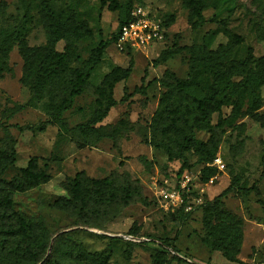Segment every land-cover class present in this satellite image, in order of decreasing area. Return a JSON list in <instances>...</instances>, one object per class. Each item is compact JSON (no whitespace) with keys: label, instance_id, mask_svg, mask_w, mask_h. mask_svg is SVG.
I'll return each mask as SVG.
<instances>
[{"label":"rangeland","instance_id":"1","mask_svg":"<svg viewBox=\"0 0 264 264\" xmlns=\"http://www.w3.org/2000/svg\"><path fill=\"white\" fill-rule=\"evenodd\" d=\"M129 2L0 0L3 41L0 48V167H8L0 176V198L8 187L3 180L14 181L33 158L51 175L49 182L16 191L12 196L16 209L42 221L52 234L46 255L36 264L46 261L55 239L62 235L66 242L68 239L80 243L93 259L75 260L65 241L60 239L57 242L61 245L57 253L60 264H264V126L248 112L249 98L241 103L231 99L222 106L221 113L211 112L206 129L196 130V137L202 141L217 142L216 155L223 159L222 170H218L213 161L200 160L203 156L207 158L205 150L192 148L188 153L191 166L178 175L181 161L170 160L163 149L152 144L153 140H166L174 145L180 139L176 125H184L187 118H192L191 105H185V98L177 92V78L188 74L187 46L204 44L209 38V47L214 50L237 36L241 41L234 45L232 59L246 62L240 67L246 72L260 68L258 59L264 56V0H222L217 7L203 10L204 22L198 27L193 26L196 18L192 16L188 0H133L132 6L139 4L169 20L166 37L145 51L131 54L120 52L115 43L110 42L91 73L88 88L75 97L72 107L62 114L73 127L89 120L110 98L115 105L101 124L111 129L118 126L121 133L117 140L105 137L81 147L71 133L51 121L48 105L64 99L74 71L83 68L101 41L108 40L117 30ZM51 10L69 12L75 19L73 27L78 23L82 26L73 34L77 39L70 54V70L58 85L52 84L34 106L6 118L5 109L25 104L32 96V61L36 55L44 53L50 42L47 19ZM65 44L66 41L61 40L56 48L61 51ZM248 56L253 57L249 62L246 61ZM130 66L129 76L122 79ZM240 78V75L234 76L235 80ZM260 97L256 112L263 115L264 84L260 87ZM98 100L102 104H98ZM234 103L238 104L237 112ZM173 118H179L178 123H174ZM81 171L89 178H103L115 171L128 172L139 180L145 199L134 200L120 213L121 206L114 207L112 212L117 213L114 218L99 213L82 221L54 205L56 199L68 195L62 182ZM184 173H189L194 180L188 198L191 210L167 204L165 194L160 193L161 188L175 185ZM212 176L217 178L213 184H208ZM243 188H249V193H244ZM215 201L221 203V209L242 221V240L236 261L226 259L220 251L209 249L203 242L208 235L206 210L212 212ZM215 220L213 217L212 222ZM148 236L171 239V244L186 259H171L175 253L173 247L163 252ZM0 264L31 262L22 257L12 258L7 250L0 249ZM45 264H55L54 258L50 256Z\"/></svg>","mask_w":264,"mask_h":264},{"label":"trees","instance_id":"2","mask_svg":"<svg viewBox=\"0 0 264 264\" xmlns=\"http://www.w3.org/2000/svg\"><path fill=\"white\" fill-rule=\"evenodd\" d=\"M221 1L188 0L192 16L196 18L193 21V26L198 27L204 22L202 12L206 7H217ZM132 2L133 0H130L128 3L117 30L111 33L108 40L101 41L94 49L91 60L83 68L74 71L73 78L68 82L69 85L67 84L68 92L64 99L59 102H50L48 105L52 115L51 121H56L63 131L71 133L81 147L94 143L93 140L99 141L105 137L117 140L121 133L118 126L111 129L109 125L101 124L115 105V101L110 98L102 108L95 110V114L89 120L78 123L73 127L69 126L62 114L72 107L75 97L81 95L88 88L89 79L95 66L100 63L110 42L115 43L121 26L130 19L132 9L139 6V4L132 6ZM114 8L116 9L117 6ZM48 17L47 26L50 42L44 49V53L36 55L32 61L34 70V78L30 87L32 96L25 104H16L5 109L3 113L6 118H10L29 106H34L38 100L44 97L45 91L52 84L58 85V82L64 78L63 75L70 70V54L72 49L76 47L74 43L77 39L73 34H77L76 31L81 29L82 26L78 23L75 26L78 27L77 29L73 27L75 19L69 12L51 10ZM155 17L161 20L165 28V38L169 20L163 19L159 15H155ZM70 29L73 30L72 33ZM226 33L231 36L230 32ZM61 40H65L66 44L63 50L59 51L56 44ZM240 41L241 39L235 36V40L226 45H220L213 50L209 47L210 40L208 38L204 44H194L185 48L189 53L188 74L185 78H177V92L185 98V105H191L192 118H187L184 125H176L180 139L175 141L174 145L166 140L152 141L153 146L163 149L170 160L177 158L181 161L178 175L191 166L188 153L192 148L205 150L207 158L203 156L200 159L203 161L211 162L217 156V142L202 141L196 137L195 133L196 130L206 129L210 125L211 112L221 113L222 106L229 103L231 99L235 98L236 102L241 103L248 97L251 102L248 112L264 126V114L256 112L261 102L260 87L264 84V56L258 59L261 64L258 70H249V72L240 70V67L245 65L246 62H239L231 57L234 45ZM2 44L3 41L0 37V48ZM127 54L131 53L128 52ZM166 58L167 55L162 60ZM251 58L253 57L248 56L246 61L249 62ZM203 66L205 69H203ZM131 68L130 66L122 74V79L129 76ZM202 70L207 71V73L205 74ZM236 75L241 76L240 80L234 79ZM98 104H102L101 101L98 100ZM236 105L238 106L237 103H234L233 107L237 112L239 108ZM178 119L173 118L172 121L178 123ZM3 126L7 129L5 125ZM12 161L9 162L10 165H12ZM3 167L5 166L1 165L0 167V176L8 168ZM51 178V175L44 168L42 169L38 161L33 158L21 170V173L14 178V181L6 182L3 180V183L8 187H6L5 195L0 198V249L7 250V255L12 258L22 257L29 260L31 264H36L46 255L52 234L48 233L42 221H36L34 217L16 209L12 196L16 191H25L34 186L45 184ZM62 186L68 195L56 199L55 207L67 211L77 218H82V221H88L92 216L99 213L105 215V217L114 218L117 216V213L112 212L114 207L121 206L118 211L120 213L122 208L131 204L134 200L144 201L145 199L143 187L139 180L133 179L128 172L119 173L115 171L103 178H89L81 171L74 177L65 179ZM243 191L248 194L249 188H243ZM222 194L225 195V192ZM212 204L213 211L206 210L205 220L208 235L204 237L203 242L209 249L220 251L226 259L236 261L242 240V221L231 212L221 209L220 202L215 201ZM213 217L216 219L215 223L212 222ZM148 237L149 241L157 245L163 252H168L167 249L173 247L175 253L171 259H186V257L180 256L179 250L171 244V239ZM9 238L13 240L9 241ZM60 239L65 241L68 251L75 260L89 261L93 259L80 243L68 239L66 242L62 235L55 239L56 243H53L51 249L50 256L54 258L55 264H60L57 256V253L61 250V245H57ZM174 239H177V236ZM9 242L15 243L9 245ZM49 257L43 264L49 262Z\"/></svg>","mask_w":264,"mask_h":264},{"label":"built area","instance_id":"3","mask_svg":"<svg viewBox=\"0 0 264 264\" xmlns=\"http://www.w3.org/2000/svg\"><path fill=\"white\" fill-rule=\"evenodd\" d=\"M165 28L161 20L156 18L144 6H136L131 11L130 19L124 23L115 41L116 48L122 53L132 51H145L151 45L161 42L164 38ZM213 164L218 170L224 168L223 159L217 156ZM217 176L209 178L208 184H213ZM194 186V180L189 173H184L181 179L172 187L161 188L160 193L165 194L167 204L173 207H184L191 210V203L188 201ZM149 240V239H148Z\"/></svg>","mask_w":264,"mask_h":264},{"label":"crops","instance_id":"4","mask_svg":"<svg viewBox=\"0 0 264 264\" xmlns=\"http://www.w3.org/2000/svg\"><path fill=\"white\" fill-rule=\"evenodd\" d=\"M155 44H156V43H155ZM151 46H152V45H151ZM151 46H150V47H151ZM148 48H149V47H148Z\"/></svg>","mask_w":264,"mask_h":264}]
</instances>
